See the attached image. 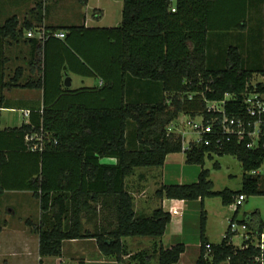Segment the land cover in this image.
<instances>
[{
	"label": "trees",
	"instance_id": "1",
	"mask_svg": "<svg viewBox=\"0 0 264 264\" xmlns=\"http://www.w3.org/2000/svg\"><path fill=\"white\" fill-rule=\"evenodd\" d=\"M222 2L122 0L121 22L112 28H41L26 19L19 28L16 15L0 25V52L6 39H18L23 30L45 32L40 39V77L20 86L42 90V108L29 112L28 123L0 130V194L28 192L39 203L38 264L44 257H61L64 241L79 239H95L99 252L117 263L128 256L137 264H150L153 257L157 264H177L185 251L183 243L163 248L155 242L150 251L129 255L123 239L161 241L170 213L162 207L148 216L135 211L125 181L135 169L162 167L167 155L180 152L187 165L200 166L197 181L161 184L155 195L200 201L199 256L194 264H253L255 247L249 241L234 245L228 229L220 243H209L203 201L219 198L228 206L239 196H264V178L250 174L264 164V150H249L246 140L236 139L220 145L190 144L182 150L181 135L167 132L180 115L201 117L203 125L212 124L218 132L221 114L208 111L209 102L224 101L227 116L244 119L245 96L264 93V84H253L254 72L244 69L238 48L225 45L227 32H221L218 22ZM42 5L37 2L31 10L37 23ZM59 29L63 39L52 35ZM2 66L0 60V108L5 107L3 90L15 87L4 82ZM65 68L99 78L101 85L66 89ZM34 145L39 149L32 150ZM213 155L239 161V190L213 189L209 171L203 168ZM213 168L219 169V164ZM85 220L97 221L93 232L84 228ZM248 221L250 228L264 230L261 220Z\"/></svg>",
	"mask_w": 264,
	"mask_h": 264
},
{
	"label": "rangeland",
	"instance_id": "2",
	"mask_svg": "<svg viewBox=\"0 0 264 264\" xmlns=\"http://www.w3.org/2000/svg\"><path fill=\"white\" fill-rule=\"evenodd\" d=\"M36 1L37 0H0V24L3 23L6 18L13 15L22 19L23 16L28 14V11L34 6ZM57 1L60 2L61 0L42 1V4L47 5L46 8H48V6L50 7L49 17H51L50 20L53 21L55 25H60L61 23L79 25L84 18L87 23H92V21H95L93 19L95 9H102L104 11L105 16L100 23L106 25H115L116 21H118L121 16L120 9L122 0H88L86 4L81 3L80 0H64L60 11L55 9V2ZM117 10H119V15H116ZM1 120V127H5L6 125H8V127H13V125L17 124L16 121L19 120V115L17 112H6L1 116ZM188 122H190L189 118L180 115L174 124L167 127V132L183 135L186 142L190 140L194 141L196 135L192 134L190 131V127L187 126ZM214 163H218L220 168L214 169ZM162 167L137 168L133 175L126 179L127 190L133 196L134 209L138 213L142 211V215H150L152 211L159 206L157 205V197L155 195V189L158 186L155 188V185H160L161 183L174 185L179 184V181L190 184L196 181H194V168H196V166L187 165L185 163V155L183 152L172 154L168 157L164 169H162ZM205 169H209L211 174L209 179L213 183L214 190L221 191L223 189H229L237 191L241 188L243 171L239 161L235 157L231 155H213L212 159L207 158L205 160ZM162 170L164 172V177H161ZM257 173L258 175L256 176L263 180L264 164L257 170ZM143 177L144 181H141ZM205 201L206 206L209 207L211 212L210 235L213 239L219 241L222 212L228 211L229 209L222 207L219 198L206 199ZM164 207L168 210L169 205L165 204ZM249 207H255L264 213V196L257 195L246 198L239 209V216L236 218L238 221L243 219L241 215L242 211ZM177 208L181 213L179 216L176 215L172 217L168 231L162 239V244L183 243L186 248L183 263L189 260L194 261V257L199 250L200 201H189L185 207ZM39 220V203L31 194L24 192L10 193L6 191L0 194V236H3L5 240L3 252H0V264L8 262L10 258L16 259L21 256L19 253V243L10 236L11 229L14 226H20L22 229L21 233L24 231L23 236L27 235V238L34 240V243L37 244V226L40 222ZM224 222L227 224L226 220H224ZM83 224L85 229L93 232V225L98 223L97 221L89 222L85 220ZM126 240L127 245L130 241L141 242V247L138 248V251H143L145 247H149L148 242H150V240L160 243V240L148 237H128ZM85 241H87V239L64 241L63 245L65 251H67V248L72 245L70 243H76L73 244L71 248H75V251H77L79 247H83L88 251L85 256H89L92 254V247L88 245V243H83ZM241 241L242 239L240 236H233L232 238V242L236 246H239ZM76 245L79 246L76 247ZM136 248L137 246L134 244L127 246L128 253H132ZM33 250L35 252L36 247H33ZM34 257H36V255H34ZM31 258L30 260L35 262L34 258ZM55 260L56 258L49 259V261H44V263L53 264Z\"/></svg>",
	"mask_w": 264,
	"mask_h": 264
},
{
	"label": "crops",
	"instance_id": "3",
	"mask_svg": "<svg viewBox=\"0 0 264 264\" xmlns=\"http://www.w3.org/2000/svg\"><path fill=\"white\" fill-rule=\"evenodd\" d=\"M41 1H44V0H37L34 3V6L30 8V10L28 11V14L23 16L22 19L17 17L19 21V28L21 27V24L25 19L32 22V24L36 25L37 27H41V28H44V27L46 28H50V27L66 28V27H72V26H84L86 28H112V27L118 26L121 22V16H120L119 20L116 21L115 25H106V24L100 23L101 20L104 18L105 13L102 9H95L93 13V19L95 21L94 22L92 21V23H87L86 19L84 18L82 23L79 25H74L70 23H61L60 25H55V23L50 20L51 17H49L50 7L48 6V8H46L47 5L43 4L42 12H41L42 17H41L40 22L37 23L38 16L33 14L31 10L35 8L37 2H41ZM63 1L64 0H61L60 2L58 1L55 2V6H56L55 9H58L60 11ZM87 1L88 0H86V2L83 4H86ZM118 11L119 10L116 11V15H119ZM121 12H122V6L120 9V15H121ZM218 22L220 25L221 32L223 33L224 31L227 32L226 34L224 33L226 36L225 38H227V40H225V45L234 44L238 48L239 55L244 62L243 63L244 69L254 72L253 80H252L253 84L255 83L264 84V0H223L220 6V15H219ZM2 24L3 23H1L0 25ZM34 29L37 30V28H34ZM28 32L29 31L23 30L21 37H19L16 40L6 39L5 41L6 43L3 46V51L0 52V60H2L3 62V66H2L3 76H4L3 80L4 82L13 84L15 86V87H10L8 89L3 90V96L5 98V104H4L5 107L0 108V130L19 127L23 122L28 123L29 116L28 118L25 117L23 112L24 111L36 112L37 110H40L42 108V104H43L42 90L24 89L20 87L27 83L34 82V80H37L40 77L39 63H38L41 58V42L39 38L40 32L32 31L33 37L31 39H29V37L27 38ZM56 32H63V31L59 29ZM66 78H69V81H70L69 86H65ZM100 85H101V80L99 78L77 75L75 73H71L67 71V69L65 68V72L63 75V86L66 89L76 90V89H81V88H94V87H99ZM6 112H10V113L17 112V114L19 115L20 121L17 120L16 121L17 124L13 125V127H8V125H6L5 127H1V121H2L1 116ZM171 155L172 154H169L166 156L162 169H164L167 159ZM106 161L114 162L113 160H106ZM193 166H196V168H194V171H195L194 181L195 180L197 181L198 174L201 168L200 166H197V165H193ZM203 168L205 169V164ZM207 170L209 171V169ZM210 176L211 174L209 172V177ZM161 177H164L163 170L161 173ZM141 181H144V177L142 178ZM179 184H187V183H183V181H179ZM160 185H155V188L158 186L155 189V191L159 188ZM7 192H10V193L18 192L19 193V191H7ZM24 193H28V192H24ZM208 199H211V198H208ZM205 200L203 201V207L207 214L205 236L207 237V240L209 241V243L217 244V243H220V241L222 240V237L226 229L228 228L229 220L231 219L229 217H232L234 212L230 208V205L224 206L221 203L222 207L228 208L230 212L229 210L222 212V216H221L222 225H221L220 239L219 241H216L215 239L211 237L210 232H209L211 212L209 210V207L206 206ZM156 201H157V205H159L158 207H162L164 211H167L169 213H170V208L173 207L178 210L177 207H181V208L185 207V205L189 202V201L169 200L165 198L164 199L156 198ZM196 202H199V200ZM243 203L241 204V206L243 205ZM165 204L169 205L168 210L165 209L164 207ZM241 206L237 208L238 211L236 214V218L239 216V212H240L239 209ZM254 212H257L258 216L252 215ZM170 215H171V220L173 216H176V215H172L171 213ZM179 215L180 214H178L177 216ZM241 215L243 219L239 222L246 223L247 225H248L247 223L248 219H249L248 222H250V224L258 223L260 220L264 223L263 211L255 207L246 208L245 210L242 211ZM223 219L227 221V224H225ZM169 224L166 228L165 233L168 231ZM21 232H22V229L20 226H14L11 229V233H10L11 238L16 239V241L20 245L19 253L21 254V256H19L16 259L10 258L8 262L3 261L4 262L3 264H38L39 262L38 236H37V244H35L34 240L27 238V235L23 236L24 231L23 233ZM164 235L162 239L165 237ZM162 239L160 241V244L163 246V248H169L173 246L174 243H169V245L162 244ZM123 241L125 242L126 247L132 244L137 246V248L135 249L136 251L134 250L129 255H134L135 253L138 252V248L141 247L140 245L141 242L130 241V243L127 245L126 238H124ZM4 243H5V240L3 236H0V252H3L4 246H5ZM83 243H86V244L88 243V245H91L92 247L91 255L85 256L88 251L84 249L83 247H79V249L75 251V248L73 249L71 248V246L76 243H70L72 245L69 248H67L68 249L67 251H65V248L63 245L61 257H50V258L44 257L42 258V262L43 264H45L44 261H49V259L56 258V260L54 261L55 263L53 264H137L135 261L130 260L128 256H123L121 260L117 263L114 258L102 255L96 246L95 239H87V241ZM154 243L155 242L153 240H150V242H148L149 247H145V249L143 250L150 251ZM77 246L79 245H76V247ZM33 247H36L35 252L33 250ZM185 252H186V248H185L184 253L181 254L179 262L177 264H194V262L199 256V250L194 257V261L189 260L183 263ZM34 255H36V257H34ZM31 257L34 258L35 262L33 260H30ZM150 264H157V258L153 257L150 260Z\"/></svg>",
	"mask_w": 264,
	"mask_h": 264
},
{
	"label": "built area",
	"instance_id": "4",
	"mask_svg": "<svg viewBox=\"0 0 264 264\" xmlns=\"http://www.w3.org/2000/svg\"><path fill=\"white\" fill-rule=\"evenodd\" d=\"M171 11L174 12V8ZM39 32V38L44 40V30ZM52 35L58 39L64 38L63 32H55ZM27 37L32 38L33 32L29 31ZM223 103L224 101L209 102L207 104L208 111L219 112L221 114L218 132L213 130L212 124L203 125L201 117H197L194 120L189 118L190 122H188L187 126L190 127L192 134L196 135V139L186 142L185 137L181 135L182 150L188 149L190 144L209 146L211 143H215V145H220L223 140L230 141L231 139H236L238 142L246 140L245 147L249 150H264V142H262L264 139V93L255 91L245 96L244 112L246 117L244 119L227 116L224 113ZM23 114L28 118L29 111H24ZM31 149H39V146L34 145ZM250 174L256 175L257 171H251ZM244 200L243 196H239L230 204L233 212L241 206ZM170 213L178 215L177 209L173 207L170 208ZM227 229L234 236H240L242 241H249L255 247L257 254L253 259V264H264V230L252 229L246 223L239 222L236 219L229 220ZM206 251L208 255L211 251L209 245L206 246Z\"/></svg>",
	"mask_w": 264,
	"mask_h": 264
},
{
	"label": "water",
	"instance_id": "5",
	"mask_svg": "<svg viewBox=\"0 0 264 264\" xmlns=\"http://www.w3.org/2000/svg\"><path fill=\"white\" fill-rule=\"evenodd\" d=\"M69 85H70L69 78H66V79H65V86H69Z\"/></svg>",
	"mask_w": 264,
	"mask_h": 264
}]
</instances>
